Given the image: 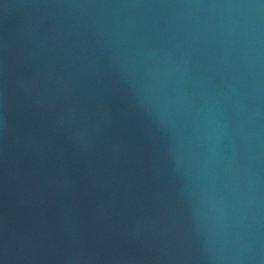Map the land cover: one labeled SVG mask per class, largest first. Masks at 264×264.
<instances>
[{
	"label": "water",
	"instance_id": "95a60500",
	"mask_svg": "<svg viewBox=\"0 0 264 264\" xmlns=\"http://www.w3.org/2000/svg\"><path fill=\"white\" fill-rule=\"evenodd\" d=\"M0 264H264V0H0Z\"/></svg>",
	"mask_w": 264,
	"mask_h": 264
}]
</instances>
